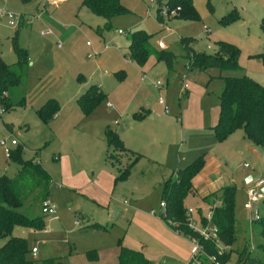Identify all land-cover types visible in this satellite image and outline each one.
Returning <instances> with one entry per match:
<instances>
[{
	"label": "rangeland",
	"instance_id": "rangeland-1",
	"mask_svg": "<svg viewBox=\"0 0 264 264\" xmlns=\"http://www.w3.org/2000/svg\"><path fill=\"white\" fill-rule=\"evenodd\" d=\"M119 1L127 13L109 22L92 15L81 6V0H31L26 4L17 0L0 1V8L12 14L39 16L30 21L28 26H21L17 35V46L25 50L27 66L20 93L14 91L10 100L15 103L21 96L24 106L11 109L0 117V140L6 138L16 142L15 146L7 143L15 159H5L0 147V177L12 179L21 169V163L34 157L50 177L48 203L55 209L57 220L44 218L45 234H32V229L28 231L22 228H16L12 233L15 237L25 239L28 247H36L35 256L29 254L33 264H41L46 259H54L58 264H117V246L115 249L114 243L116 237L119 239L122 236L124 221L118 223L122 228L118 232L120 234L116 233L115 227L107 233H94L82 230V225H74L75 212L97 217L99 211L84 202L81 194L74 190L68 191L73 189L69 185L76 184L78 187L82 178L90 179L91 173L93 179L109 182V204L115 208L113 215L116 217L117 211L130 208L155 212L158 211L162 188L159 184L163 177L160 178L159 174L163 172L161 176L168 178L177 167L171 159V153L175 159L185 154V161L199 155V147L193 145L194 142L187 141L182 146V140L177 138L176 148L171 147L167 154L159 155L162 157L159 159L161 167H148L150 163L140 155L129 169L126 180L115 182L116 169L119 172L127 169L132 156L116 150L110 153L111 163L103 162V158L94 162L89 146L91 131L99 123L114 120V113L108 111L106 102L115 108L122 100L128 101L132 95L135 98L130 101L131 105L145 103L143 108L147 110L161 98L168 110V116L165 117L170 118L175 116L171 107L177 108L179 102L186 100L183 99L184 94L181 97L178 93L183 80L187 85L186 92L190 91L191 85L201 91L194 102L199 103L205 113L215 109L223 86L222 78L244 75L256 78L264 85V66L257 58V55L264 53V39L259 28V21L264 16V0H191L196 15V19L191 21L173 18V13L167 11L165 3V16L156 18L155 8L149 17H145L148 0ZM202 27L208 33H204ZM63 30L70 31L65 39L60 38ZM117 30L123 34L117 35ZM14 31L15 28L0 20V57L6 64L15 61L11 50ZM45 31L49 35L41 37L40 34ZM134 31L149 35V43L155 50H164L175 56L172 71L168 72L162 61L154 64L150 57L142 71L146 80L139 82L141 70H137L127 58L128 36ZM86 42L91 47L85 46ZM217 43L227 44L236 51L237 70L208 68L201 72H186L189 58L198 54H216ZM103 45H107L104 51ZM92 51L100 52L98 59H88ZM164 74H168L166 89L150 91L148 86L151 87L155 78ZM86 84L100 88L104 98L84 118L75 103L69 102L75 89ZM50 99L57 104L55 117L58 119L55 124L50 119L46 123L48 130H44L35 110ZM161 148L162 145L153 146L149 151L159 149L162 152ZM17 150L19 155H16ZM54 158L58 160L54 161ZM243 162L248 164L249 171L246 172L249 174L243 173ZM227 163L228 168H224L222 173L234 177L235 183L240 184L247 176L256 174L264 180V164L259 165L246 149ZM182 165L186 164L182 162L178 167L182 168ZM172 179L173 176H170L167 181ZM238 184L234 185L235 190L239 189ZM123 200L128 202L127 208L122 205ZM243 201L242 196L235 191L234 242L229 262L233 263L236 253H241L245 248L250 257H258L260 263L264 264V250L260 247L264 245V239L259 238L256 225L246 224ZM81 206V211H77ZM193 206L191 196L187 195L183 207L187 209ZM257 209L260 218H264V202ZM19 211L30 218L42 216L40 206L29 202V199ZM3 242L0 240V246Z\"/></svg>",
	"mask_w": 264,
	"mask_h": 264
},
{
	"label": "trees",
	"instance_id": "trees-1",
	"mask_svg": "<svg viewBox=\"0 0 264 264\" xmlns=\"http://www.w3.org/2000/svg\"><path fill=\"white\" fill-rule=\"evenodd\" d=\"M26 4L31 0H17ZM167 11H171L173 18L191 21L196 19L191 0H165ZM81 6L85 7L95 17L109 22L112 18L126 14L127 11L121 6L119 0H81ZM21 26L19 24L14 31L11 41V50L15 61L6 64L0 57V106L3 114L14 108L24 106V98L19 97L17 102L10 100L12 93H20L27 56L25 50L17 46V35ZM259 28L264 39V16L259 21ZM150 36L142 31H134L128 36L127 58L137 68H142L151 57L154 62L162 61L168 72L172 71L175 56L164 50H155L149 43ZM236 51L229 45L217 43V51L214 55H193L186 63V72H201L208 68L217 70H237ZM264 66V53L257 55ZM223 86L217 97L218 115L217 121L211 131L216 142H223L235 131H241L246 142L253 146L264 148V87L257 84L246 76L222 78ZM22 91V90H20ZM104 98L95 86H89L86 91L78 97L76 104L83 117L88 116ZM58 107L53 100H47L35 110V115L42 124H46L57 113ZM2 114V115H3ZM104 143L106 147V161H110V153L122 151L128 153L122 146L117 135L106 129L104 131ZM132 160L128 168L119 172L116 170L115 182L127 178L129 169L138 160L135 154L130 153ZM19 155V150L16 151ZM37 156V154H36ZM18 157V156H17ZM15 157L9 155V160ZM36 157L21 163V169L12 179L0 177V240L4 241L0 246V264H33L29 259L30 247L25 239L12 235L14 229L41 230L44 228V216L35 218L28 217L19 210L29 199L34 205L41 206L47 202L49 194L50 177L40 165ZM38 158V157H37ZM203 165V157L200 156L192 162L174 172L170 181L163 183L161 188V201L164 203L163 221L169 219L178 224L179 231L188 236L191 233L185 227L183 200L192 193L190 180L199 172ZM234 187L229 185L223 187L217 194L210 196L205 203L211 206L214 202L220 205L214 208L213 222L219 230V235L224 244L232 245L234 242V218L233 199ZM212 197V198H211ZM78 226L81 225L78 219ZM258 228L259 238L264 239V218L254 222ZM82 230L105 231L106 226L91 224L82 226ZM117 264H150L141 253L120 247L117 242ZM206 250L211 252L207 245ZM264 250V245H260ZM31 255V254H30ZM229 258V254L222 260ZM236 260L241 264H261L258 257H250L243 248L241 253H236ZM41 264H58L54 259H46Z\"/></svg>",
	"mask_w": 264,
	"mask_h": 264
},
{
	"label": "crops",
	"instance_id": "crops-1",
	"mask_svg": "<svg viewBox=\"0 0 264 264\" xmlns=\"http://www.w3.org/2000/svg\"><path fill=\"white\" fill-rule=\"evenodd\" d=\"M0 1L4 2L5 0ZM69 33V30H63L60 33V38L65 39L66 35ZM152 62L154 64L156 63L154 60ZM133 66L137 70H141V75H145L142 73L145 66L142 68H137L135 65ZM249 78L260 86L264 87V85L257 81L256 78ZM81 80L79 79V81ZM155 80L162 81L164 83L163 88L166 89L168 74L156 77ZM88 87L89 84L76 88L71 96V102L69 103L74 102L77 106L76 100L86 91ZM149 87L150 86H148V89L150 91H156L152 88V86L150 88ZM96 88L102 94L100 88ZM189 88L190 91H185L184 96L179 94V96H183V99L186 100L182 101V103L179 102L177 108L171 107L172 113H174L175 116L170 118L165 117L168 116V113L164 115L162 113V108L158 106L157 103L156 105L152 104L147 108V110L143 108L145 103L142 105H140V103L131 105L132 103L130 101L135 98L132 95H130V99L128 101L124 99L121 101V104H116L117 106L115 108L113 105L106 102V104L111 106L107 107L105 104L108 111H112L114 113V120L109 123L106 121H104V123H99L91 131L92 135L89 136L91 139V141H89V146L92 150L94 162L98 158L100 160L103 158V162H105L106 159H104V156L106 153V147L103 137L104 131L109 129L117 135L124 149L128 151L126 154L130 155L129 152L135 154L138 159L140 158V155L143 156V160H145L147 163H150L148 164L150 165L148 167H161L159 159L162 157H159V155L161 153L167 154L171 147L176 148L175 142L178 140L177 138L182 140V146H184L187 141L194 142L193 145H197L199 147V155H194L195 157H193L190 161H185V154H182L180 159H175L174 154L171 153V159L175 161V166L177 167L174 169V171H171L170 176L174 177V172L180 169L178 166H181L182 162L188 164L200 156L203 157V165L201 169L190 180L192 191L190 196L194 204L192 209H194L196 214H202L209 207L205 202L210 199V196L217 194L225 186L231 185L234 187V185L236 186V184H238L235 183L234 177H229L228 175L222 173L224 168H228L227 162H230L237 154L238 156L241 155L242 151L246 149L250 157L256 159L259 165H263L264 148H259L246 142L241 131H235L223 142H216L213 137L211 127H213L217 121V102L215 109L212 108L209 110V113H205L200 109L199 103L194 102L195 98L200 95L201 91L193 85L189 86ZM168 105L170 106V104ZM55 116L56 115H54L51 119V122L54 124L58 119V117ZM42 125L46 127L44 128L41 126L44 130H48L47 124ZM165 143L166 146L163 147ZM159 145H162V152L159 149H152L149 151L151 147ZM57 160L58 158H54V161ZM243 171L244 174H249L246 172L249 171L248 169H243ZM162 173L163 172L159 174L160 178L163 177L160 180L161 184H159V187L162 186L163 183L166 182L170 177L169 176L168 178H165L164 176H161ZM256 176L260 177L259 174H256ZM250 177L251 175L247 176L242 182H240V184L237 185L239 189L235 190L234 187V190L240 194V196H242L243 200L244 192L250 186V179L252 178ZM81 184V186L79 185L78 187H76V184L69 185L70 188L73 189H68V191L74 190V192L81 194L84 202L89 203L91 208L99 211L97 217H94V215L82 214L81 212H75V220L78 219L81 221L80 224L82 226L96 223L107 227V229L105 231L102 230L101 233H107L109 230L115 227L114 229H117L116 233L120 234L118 232H121L120 229L122 228L118 223L119 221H124L125 225L123 227V233L121 234L122 236H120L121 238L119 239H117L118 237L115 239V249L117 242L119 241L120 247L141 253L150 264H184L187 261L191 249L189 242L180 235H177L168 229L163 221L156 216V214L159 212V206L158 211L155 212H143L138 211L135 208H130L129 210L123 209V211H117L118 216L116 217V215H113V210H115V208L109 204L111 200V189L108 188L109 182L105 183L104 181L102 183L96 179H93V175L90 173V179L82 178ZM123 202H125V204H123ZM159 202H161V199ZM122 205L126 206L125 208H127L128 202L123 200ZM81 209L82 206L78 207L77 211H81ZM93 212L94 211H92V213ZM151 212H153L154 215H151ZM88 231L97 233L96 231ZM30 232L32 234H37L38 232H41V230H31ZM32 247L34 246H31L30 249Z\"/></svg>",
	"mask_w": 264,
	"mask_h": 264
},
{
	"label": "built area",
	"instance_id": "built-area-1",
	"mask_svg": "<svg viewBox=\"0 0 264 264\" xmlns=\"http://www.w3.org/2000/svg\"><path fill=\"white\" fill-rule=\"evenodd\" d=\"M165 0H148V6L145 10V17L150 16V12L155 8V17L165 16L166 11L164 8ZM163 4V6H161ZM44 13L46 12L43 10ZM38 15L32 16H22L12 14L3 8H0V20L5 21L7 26L16 28L19 24H26L27 26L30 24V21L33 19H38ZM168 31V29H165ZM202 31L204 33H208L205 27H202ZM117 35H122L123 32L117 30ZM49 35L48 31L42 32L40 34L41 37ZM161 44V43H160ZM85 46L91 47L89 42L85 43ZM107 49V45L102 46V51ZM100 52L92 51L91 55L88 56V59L95 60ZM103 73H105L103 71ZM145 75H140L139 82L143 83L145 81ZM162 81H153L151 86L154 90L159 91L163 88ZM187 85L183 80L181 83V87L179 89V94L183 95L186 91ZM157 105L162 108V113L166 115L168 110L163 103L161 98H158L156 101ZM107 107H111L109 104H106ZM3 108L0 106V117L3 114ZM15 146L16 142L14 140H8L3 138L0 140V147L3 150V156L5 159L9 160L10 155V147ZM243 169H249V166L246 163H242ZM264 201V180L261 177H252L250 179V186L244 192V201L242 204V209L245 212V220L247 224L250 226L254 224V222L260 219L259 211L257 206ZM125 204V202H123ZM220 205L219 202H214L209 206L204 213H198L194 211L192 208H187L184 211V220L185 227L191 233L188 236L183 235L179 229L178 224L169 219L162 220L164 217V203L163 201L159 202V212L156 214L158 218H160L163 223L166 225L168 229L174 232L177 235H180L184 239H186L190 244V252L187 261L184 264H230L229 258L222 260L223 256L227 254H231V246L224 244L219 235V230L216 224L213 222V211L215 207ZM40 213L45 218L56 219L55 209L47 202H43L40 206ZM154 215L153 212L150 213ZM74 225H78V221L75 220ZM42 233H45V228L41 229ZM205 245L209 248L211 252L206 250ZM31 256H35L36 248L32 247L30 249ZM231 264H241L237 260H235Z\"/></svg>",
	"mask_w": 264,
	"mask_h": 264
}]
</instances>
